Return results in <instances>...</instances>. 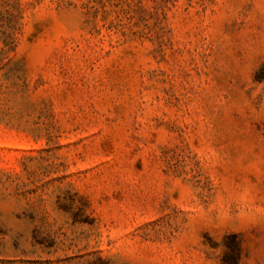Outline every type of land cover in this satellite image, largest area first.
Instances as JSON below:
<instances>
[{"label": "rangeland", "instance_id": "374dc122", "mask_svg": "<svg viewBox=\"0 0 264 264\" xmlns=\"http://www.w3.org/2000/svg\"><path fill=\"white\" fill-rule=\"evenodd\" d=\"M264 264V0H0V264Z\"/></svg>", "mask_w": 264, "mask_h": 264}, {"label": "trees", "instance_id": "16d2710c", "mask_svg": "<svg viewBox=\"0 0 264 264\" xmlns=\"http://www.w3.org/2000/svg\"><path fill=\"white\" fill-rule=\"evenodd\" d=\"M226 246L227 250L224 254L225 264H238L239 249L234 234L229 235V239L227 240Z\"/></svg>", "mask_w": 264, "mask_h": 264}]
</instances>
